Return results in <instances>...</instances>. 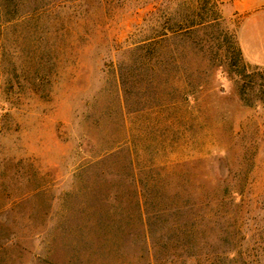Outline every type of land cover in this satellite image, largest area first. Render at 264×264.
Returning a JSON list of instances; mask_svg holds the SVG:
<instances>
[{"label":"rangeland","instance_id":"1","mask_svg":"<svg viewBox=\"0 0 264 264\" xmlns=\"http://www.w3.org/2000/svg\"><path fill=\"white\" fill-rule=\"evenodd\" d=\"M60 1L0 0V264H146L116 216L135 175L154 264H264V64L243 14L70 0L59 53L65 12H40Z\"/></svg>","mask_w":264,"mask_h":264},{"label":"trees","instance_id":"2","mask_svg":"<svg viewBox=\"0 0 264 264\" xmlns=\"http://www.w3.org/2000/svg\"><path fill=\"white\" fill-rule=\"evenodd\" d=\"M68 3L70 4L71 1L70 0H61L60 2H58L55 5L50 6L45 12H40V13H48V14H56L58 15L59 11H64L65 15L64 17H58V24L59 25H64L62 27V29L60 30L61 36L65 37V38H69V42L67 44V46L65 48H61V47H57V50L59 51V53H69V51L73 50L74 47V40L73 39V35L72 34H77L75 32H72L73 27L71 25V18L72 16V11L73 9H71L70 5H68ZM40 13H35L33 15H27V17L29 19H35V18H39ZM21 20H23L21 18ZM95 27H97V29L100 27L98 24L94 25ZM168 31V30H167ZM58 34L59 31H57ZM72 33V34H71ZM167 33L164 32V34H161L160 37H164L166 36ZM85 36L90 38V35L85 34ZM59 63H62V61H60ZM133 186H134V194L133 196L136 198V211L134 214H129V215H116L117 218L125 223L126 225L130 226V231H124L123 230V235L125 236V239L128 238L131 234L132 236V241L134 242H139V244L143 247V249L146 251L147 253V257L144 258V262L146 264H154V258L152 255L153 252V247H154V242H153V237H152V230L150 228V222H151V214L150 212L147 210L146 208V202L143 199V194L141 191V186L139 185L138 181H136V175H135V179L133 182ZM239 194L238 191H234L232 195H237ZM227 198H222L221 202L226 201ZM236 201V200H235ZM228 217V219H232V215L227 214L224 215V218ZM116 218V217H115ZM208 218H214V215H210L208 216ZM114 219V218H113ZM116 221H118L116 219ZM96 224L94 225L96 229H98L100 227V223L101 221H94ZM236 225L239 226V221H236ZM128 229V230H129ZM242 229V226L240 225V230ZM37 235V234H36ZM16 236V235H15ZM143 257V256H142ZM141 257V259H142ZM133 259L135 258V256L133 255L132 257ZM138 259V258H137ZM107 260L106 258L104 260H97L96 262H79V264H107ZM73 264H76V262H74ZM110 264H129L128 262H124V261H120L119 259H116V262L112 261ZM140 264V262L138 263Z\"/></svg>","mask_w":264,"mask_h":264},{"label":"crops","instance_id":"3","mask_svg":"<svg viewBox=\"0 0 264 264\" xmlns=\"http://www.w3.org/2000/svg\"><path fill=\"white\" fill-rule=\"evenodd\" d=\"M245 20L240 31L245 56L253 63L264 64V0H224Z\"/></svg>","mask_w":264,"mask_h":264}]
</instances>
